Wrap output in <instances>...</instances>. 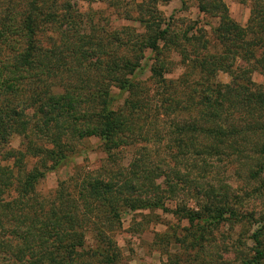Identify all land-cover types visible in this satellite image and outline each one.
I'll list each match as a JSON object with an SVG mask.
<instances>
[{
    "label": "trees",
    "instance_id": "16d2710c",
    "mask_svg": "<svg viewBox=\"0 0 264 264\" xmlns=\"http://www.w3.org/2000/svg\"><path fill=\"white\" fill-rule=\"evenodd\" d=\"M83 1L116 8L120 25L71 0H0V264H121L113 229L156 211L189 223L193 249L242 228L229 243L236 263L264 264V86L253 81L264 0L245 27L196 0L185 29L159 8L186 0ZM97 151L105 168L77 167L40 192L48 173Z\"/></svg>",
    "mask_w": 264,
    "mask_h": 264
},
{
    "label": "rangeland",
    "instance_id": "374dc122",
    "mask_svg": "<svg viewBox=\"0 0 264 264\" xmlns=\"http://www.w3.org/2000/svg\"><path fill=\"white\" fill-rule=\"evenodd\" d=\"M71 1L77 3L83 12H87L89 8H92L95 11L101 12L103 18L110 19L116 25H120L121 23L117 20L116 8L108 7L102 3L90 5L83 0ZM217 1H219V4L224 5L230 18L241 26H247L251 18L252 0H246L247 4H244L242 0H206V3L212 6ZM159 9L166 18L175 17L177 28H188L190 26L189 22H196L199 18L196 0H186L184 6L181 2L174 1L168 5L160 6ZM200 19L203 21V16ZM207 22H210V26L205 27V30L209 36L213 30L212 28L218 22L216 15H212L210 20L207 19ZM169 68L173 71L169 78H178L180 70L177 65H171ZM141 78H149V75L146 72L141 75ZM253 81L257 85L264 86V71L263 73L262 71H256L253 74ZM218 82L229 84L231 77L228 73H220L218 75ZM20 145L21 139L18 137L11 141L12 149L16 150ZM92 146L98 149L96 142H92ZM0 162H2L1 165L3 166L9 164V161L4 159L3 151H0ZM77 164L76 167L72 166L48 173L46 179L41 183L40 192L49 194L55 191L61 181L76 174L77 167L80 169L84 168L88 172H93L105 168L108 163L105 160V155L97 151L96 153L89 154L86 158L78 160ZM27 170H40L38 160L29 159ZM226 180L228 181V178ZM229 181L234 186L240 184L239 180L236 179L232 180V178H229ZM122 224L123 226L120 231L116 232V229H113L114 240L118 244L122 254L121 264H170L174 258L184 260L188 264H238L236 262H239L238 259L233 258L232 249L229 245L230 240L233 238V232L239 234L243 230L237 226L233 229L232 225L222 226L219 231L206 236L209 242L205 243V241V244L201 243L202 246L193 249L191 247V242H193L192 235L186 232V229L190 226L189 223L186 220H181V218L163 213L162 211L154 213H125L122 217ZM246 230L249 231L247 227L244 231ZM176 238L177 240H175ZM182 238H186V240L179 241ZM248 246L250 247L252 244L248 243Z\"/></svg>",
    "mask_w": 264,
    "mask_h": 264
}]
</instances>
